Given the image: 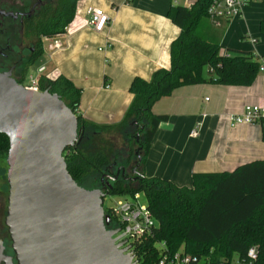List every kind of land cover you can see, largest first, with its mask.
<instances>
[{
  "label": "crops",
  "instance_id": "crops-1",
  "mask_svg": "<svg viewBox=\"0 0 264 264\" xmlns=\"http://www.w3.org/2000/svg\"><path fill=\"white\" fill-rule=\"evenodd\" d=\"M197 0H79L65 33L44 37L42 79L61 75L82 90L79 113L88 121L113 125L122 121L134 100L135 77L150 80L158 69H171V45L181 34L171 7L191 8ZM89 7L102 8L111 21L102 32L89 24ZM264 1L254 0L240 17L224 21L212 33L222 48L264 58ZM56 40L60 46H54ZM33 63V64H34ZM38 67V68H39ZM19 78L22 74L16 72ZM248 105H264V70L250 86L203 83L175 89L156 101L152 112L167 115L147 153L148 177L191 187L194 173L233 171L264 159V122L232 125L230 117ZM198 128L199 135L191 133Z\"/></svg>",
  "mask_w": 264,
  "mask_h": 264
},
{
  "label": "trees",
  "instance_id": "trees-1",
  "mask_svg": "<svg viewBox=\"0 0 264 264\" xmlns=\"http://www.w3.org/2000/svg\"><path fill=\"white\" fill-rule=\"evenodd\" d=\"M78 1L54 0L30 25L33 33L47 38L65 33L75 16ZM211 2L197 0L191 8L171 7L168 16L181 28L180 36L171 45V69H158L150 80L133 79L130 91L134 100L124 119L117 124L102 125L83 118L79 113L82 90L67 77L61 75L56 80L42 79L40 82L41 90L58 94L78 115L80 140L75 146L68 147L64 156L70 174L80 185L92 173L101 174L112 164L102 150L85 151L89 138L128 127L137 133V148L130 150V155L137 156V180L133 184L120 182L109 194L134 196L143 192L158 222L153 235L133 246L138 264L158 261V242H166L172 252L184 249L213 261L231 260L235 256L247 260L249 248L259 245L255 264H264V159L242 164L233 171L194 173L191 187L148 177L144 171L156 133L168 120L167 115L152 112L156 101L186 85L250 86L260 73L261 57L251 52L225 49L226 55H220V37L212 33L209 21ZM260 29L264 32V20ZM40 54L41 49L31 58V64ZM21 79L18 78L20 83ZM106 213L112 218L111 225L116 226V217L109 211Z\"/></svg>",
  "mask_w": 264,
  "mask_h": 264
},
{
  "label": "water",
  "instance_id": "water-1",
  "mask_svg": "<svg viewBox=\"0 0 264 264\" xmlns=\"http://www.w3.org/2000/svg\"><path fill=\"white\" fill-rule=\"evenodd\" d=\"M0 133L10 140L7 224L19 264H137L120 229H108L109 191L85 188L68 170L79 118L58 94L0 72Z\"/></svg>",
  "mask_w": 264,
  "mask_h": 264
},
{
  "label": "flooded vegetation",
  "instance_id": "flooded-vegetation-1",
  "mask_svg": "<svg viewBox=\"0 0 264 264\" xmlns=\"http://www.w3.org/2000/svg\"><path fill=\"white\" fill-rule=\"evenodd\" d=\"M53 1L0 0V72L12 71L18 80L16 72H22L31 65V58L39 53L44 37L35 35L30 25L36 22L42 10ZM12 37L16 38L14 43ZM9 152L10 140L7 135L0 133V264H19L7 224L10 197ZM126 165V162L110 164L100 174V188L110 192L120 182L135 183L138 177L136 165L131 167L130 173L127 172ZM108 229H113V226L108 225Z\"/></svg>",
  "mask_w": 264,
  "mask_h": 264
},
{
  "label": "built area",
  "instance_id": "built-area-1",
  "mask_svg": "<svg viewBox=\"0 0 264 264\" xmlns=\"http://www.w3.org/2000/svg\"><path fill=\"white\" fill-rule=\"evenodd\" d=\"M253 1L254 0H212L208 8L209 19L215 27H222L224 21L240 17ZM87 13L89 15V24L95 31H104L111 21V16L102 8L89 7ZM67 29L68 27L65 28V30ZM60 45L61 41L56 40L54 46ZM220 55H226V50L224 48L220 49ZM260 62V69L264 70V58H261ZM45 69V66H40L38 68V73H43ZM26 87L34 90H41L40 82L35 76H32L31 84ZM230 121L232 125L254 124L260 121L264 122V105H248L242 113L232 115ZM191 134L197 137L199 135L198 128L193 129ZM109 212L117 219V225L114 226L113 229H120L116 236L123 234L118 242L126 239L127 243L125 246L131 245L128 251L132 253L134 260L137 261L133 251L134 244L143 243L145 239L153 235L154 229L158 225L147 202L143 203L141 201V193H136L132 200H119L117 205L111 208ZM157 247L159 259L155 264H255L259 256V245H253L249 248L247 260L235 256L234 259L231 260L222 259L219 261L192 255L184 249L172 252L167 247L166 242H158Z\"/></svg>",
  "mask_w": 264,
  "mask_h": 264
},
{
  "label": "rangeland",
  "instance_id": "rangeland-1",
  "mask_svg": "<svg viewBox=\"0 0 264 264\" xmlns=\"http://www.w3.org/2000/svg\"><path fill=\"white\" fill-rule=\"evenodd\" d=\"M15 39V37H12L13 43ZM43 61L44 58L40 59L34 64L29 65L26 69L23 70L21 84H23L24 86H29L31 84L32 76H37V74H39L38 67ZM90 135L91 133H89V136ZM136 135L137 133L132 127L112 130L104 134L95 136L93 138H89L87 140V148H85V151L87 153H92L102 150L108 155L112 163L117 162L119 165L121 163L123 164L126 162L127 172L130 173L131 167L135 164V161L137 160L136 155H130V150L137 148V145L135 143V137H137ZM129 157L130 160L128 161ZM116 168L117 165L115 167V170ZM82 186L88 189L100 188V174L92 173L82 182ZM121 199L132 200L133 196L129 194L113 193L106 195V197L104 198L105 211H109L111 208L115 207L117 205V202ZM141 201L143 203L147 202V198L143 192H141Z\"/></svg>",
  "mask_w": 264,
  "mask_h": 264
}]
</instances>
